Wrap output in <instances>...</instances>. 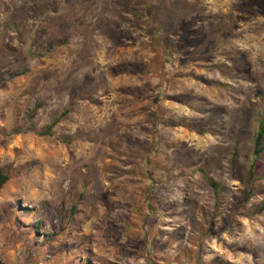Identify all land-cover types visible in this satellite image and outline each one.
Instances as JSON below:
<instances>
[{
  "label": "rangeland",
  "instance_id": "1",
  "mask_svg": "<svg viewBox=\"0 0 264 264\" xmlns=\"http://www.w3.org/2000/svg\"><path fill=\"white\" fill-rule=\"evenodd\" d=\"M261 123L264 0H0V264H264Z\"/></svg>",
  "mask_w": 264,
  "mask_h": 264
},
{
  "label": "trees",
  "instance_id": "2",
  "mask_svg": "<svg viewBox=\"0 0 264 264\" xmlns=\"http://www.w3.org/2000/svg\"><path fill=\"white\" fill-rule=\"evenodd\" d=\"M61 118L62 116L59 119L55 120L49 127L46 128V130H44L38 135L43 136V137H52V131L54 127L61 121ZM196 132H198V134L201 135V132H199L198 130H196ZM263 152H264V124L261 123L259 130L257 132V136L254 141L253 156L255 160L259 158L263 154ZM251 177H253L252 169L250 170V178ZM8 181H9L8 175H6L3 171L0 170V191L2 190V188ZM210 184L212 187L216 186V184L213 182H210ZM259 212L260 213L264 212V202L261 204L259 208ZM54 236L55 234H50V235H47L46 238L51 239Z\"/></svg>",
  "mask_w": 264,
  "mask_h": 264
}]
</instances>
